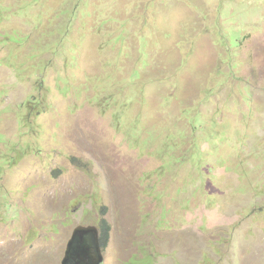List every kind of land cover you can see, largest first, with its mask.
<instances>
[{"label":"rangeland","instance_id":"obj_1","mask_svg":"<svg viewBox=\"0 0 264 264\" xmlns=\"http://www.w3.org/2000/svg\"><path fill=\"white\" fill-rule=\"evenodd\" d=\"M104 223L103 264H264V0H0V264Z\"/></svg>","mask_w":264,"mask_h":264},{"label":"trees","instance_id":"obj_2","mask_svg":"<svg viewBox=\"0 0 264 264\" xmlns=\"http://www.w3.org/2000/svg\"><path fill=\"white\" fill-rule=\"evenodd\" d=\"M137 75H139V73L135 76ZM35 88L38 91V94H33L32 96H30V98L26 101L24 105L25 114L22 116L21 123L25 127H30L32 123L37 120V118H39L43 113L47 112L50 109L47 92L44 89H40L38 86ZM91 99L92 102L95 101V103L99 105V107H101V109L104 111L108 109L115 110V123L117 126L119 125V113L125 107L126 102H120L118 92H111L106 94L105 89L103 88L100 90L99 93H97V95H95ZM117 109H119L120 111H117ZM74 160V158L71 159L72 162H74ZM100 235L101 246L106 247L109 235V228L106 223H104Z\"/></svg>","mask_w":264,"mask_h":264},{"label":"water","instance_id":"obj_3","mask_svg":"<svg viewBox=\"0 0 264 264\" xmlns=\"http://www.w3.org/2000/svg\"><path fill=\"white\" fill-rule=\"evenodd\" d=\"M100 230L95 226H78L68 242L62 264H103Z\"/></svg>","mask_w":264,"mask_h":264},{"label":"clouds","instance_id":"obj_4","mask_svg":"<svg viewBox=\"0 0 264 264\" xmlns=\"http://www.w3.org/2000/svg\"><path fill=\"white\" fill-rule=\"evenodd\" d=\"M79 226H82V225H79ZM85 227H88V226H85ZM76 229V228H75ZM74 229V230H75ZM100 230V229H99ZM74 232V231H73ZM101 232V231H100ZM101 236V235H100ZM100 244H101V242H100ZM68 245V244H67ZM102 247V246H101ZM67 248V247H66ZM66 252V251H65ZM65 257V256H64ZM63 262V261H62Z\"/></svg>","mask_w":264,"mask_h":264}]
</instances>
